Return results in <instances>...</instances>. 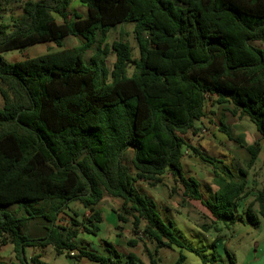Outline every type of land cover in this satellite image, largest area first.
I'll return each instance as SVG.
<instances>
[{"label": "trees", "instance_id": "trees-1", "mask_svg": "<svg viewBox=\"0 0 264 264\" xmlns=\"http://www.w3.org/2000/svg\"><path fill=\"white\" fill-rule=\"evenodd\" d=\"M2 1L12 0H0V12ZM73 1L27 0L11 25L0 23V242L12 244L22 264H47L41 255L27 263L26 250L49 245L74 259L124 264L111 242H104L108 255L77 242L82 231L99 234L98 206L109 195L122 201L118 219L132 217L135 233L155 245L150 264H162L159 249L176 247L181 251L172 264H185L184 251L201 255L200 250L137 182L157 185L170 173L184 195L200 200L216 221L237 222L247 171L235 175L213 163L217 189L208 188L206 196L200 181L184 172L185 148L208 160L185 135L200 131L197 123L210 103L248 118L264 141V47L258 45L264 44V0H78L86 15L71 11ZM129 22L139 56L123 38L113 41L110 71L104 61L107 36ZM68 36L80 43L23 61L2 56L42 42L63 47ZM221 123L228 138L239 142ZM246 149L251 167L261 143ZM73 202L90 214L60 225V215ZM256 202L258 213L248 207L247 214L258 225L259 217L264 220V188ZM7 206L22 213L2 209ZM31 222L40 229L35 235L27 233ZM128 254L127 264H143Z\"/></svg>", "mask_w": 264, "mask_h": 264}, {"label": "rangeland", "instance_id": "rangeland-1", "mask_svg": "<svg viewBox=\"0 0 264 264\" xmlns=\"http://www.w3.org/2000/svg\"><path fill=\"white\" fill-rule=\"evenodd\" d=\"M27 0L2 1V11L0 12V23L11 25L13 20L18 18L24 11V4ZM71 11H77L82 15L87 14L86 7L78 0H74L70 6ZM123 38L128 41L134 49V56H139L138 45L134 35V23H123L114 27L107 36V46L109 53L104 57L105 65L111 71L113 69L116 55L111 48L113 41ZM80 40L74 36H68L64 40L63 47H58L53 42H42L24 49L12 50L2 54L8 62L23 61L30 57H35L48 52H54L63 48L77 46ZM258 45L264 47L263 43ZM94 50L87 52L84 62L88 64ZM100 62V61H99ZM133 72L130 68V74ZM111 80V78H110ZM4 98L0 92V109L3 108ZM224 122L232 135L238 141L228 138L221 130ZM200 131L194 134L192 131L185 135L187 142L197 147L206 157L202 160L191 148H185L183 157L184 172L187 176H192L200 181L201 188L206 196L209 195L208 188L213 191L217 189L214 183L213 163L225 172L231 171L239 175V170L247 171V196L240 202L237 210L238 220L234 224H226L216 221L208 208L200 201L186 197L184 188L180 181L167 173L162 177V181L157 185L139 180L137 187L139 190L156 200L163 217L169 216L175 221L176 227L181 230L188 243L200 250L201 255L194 252L184 251L187 256L185 264H264V220L259 217V224L251 222L247 214V208L251 207L258 213L259 204L256 202L258 191L264 188V141L255 124L248 118L238 119L223 111L222 107L207 105V116L197 123ZM257 141L261 143V152L256 162L249 167L247 165L250 154L246 149L247 145ZM209 161H212L209 162ZM132 166V164H131ZM133 169V166L131 167ZM134 172V170H133ZM122 201L112 196L106 195L98 208L102 212L103 223L100 232L101 239L92 242L91 236L85 232L79 234V241L82 243H92L93 248L99 252H105L103 248L108 247L104 242L118 243V248L123 253L124 264H127L128 253L136 254L143 264H150L149 252H154L155 245L144 242L142 236L135 233L133 218L128 217V221H120L116 216L121 211ZM2 209L12 213H22L17 206H7ZM90 212L79 202H73L66 213H62L58 223L69 225L72 218L81 220L83 216H88ZM172 217V218H171ZM117 219V220H116ZM169 219V220H170ZM42 223L41 218L37 219ZM34 222H31L27 229L28 234L35 235ZM37 225V223H36ZM207 230H205V228ZM38 232V230L36 229ZM141 237V238H139ZM137 241V245L132 247L129 241ZM179 248L159 249L157 256L162 264L174 263L180 254ZM42 254L45 262L49 264H89L88 260L74 259L67 255V252L57 257L52 246L28 247L26 250L27 263L31 256ZM78 252L75 254L77 255ZM74 255V256H75ZM42 261V260H41ZM0 263L2 264H22L14 250L12 244L4 245L0 242ZM139 264V263H138Z\"/></svg>", "mask_w": 264, "mask_h": 264}, {"label": "crops", "instance_id": "crops-1", "mask_svg": "<svg viewBox=\"0 0 264 264\" xmlns=\"http://www.w3.org/2000/svg\"><path fill=\"white\" fill-rule=\"evenodd\" d=\"M70 48V47H69ZM88 210V209H87ZM89 211V210H88ZM90 212V211H89ZM65 214V213H64ZM116 218H118V216H116ZM117 220V219H116ZM104 221H102L101 223H100V232H101V229H102V223H103ZM36 229H38V230H40L38 227H37V225L35 224L34 225V231L35 232H37L36 231ZM100 232H99V234L98 235H93V234H89V233H87L88 235H90L91 236V239H92V242L93 243H95V239L94 238H96V240H98V239H101V237H100ZM78 238H79V236H78ZM77 238V242L78 243H80L82 246H86L89 250H92V251H96V252H98V253H100V254H103V255H108V252H107V247H105V248H103L104 249V251L105 252H99L98 250H96L95 248H93V244L92 243H90V245H88V243H82L81 241H79V239ZM98 238V239H97ZM109 242V241H108ZM111 243H113V242H111ZM114 245H116L117 246V248H118V243H113ZM48 247H51V245H49V246H46V247H44V248H46V250L48 249ZM53 248V247H52ZM53 250H55L54 248H53ZM118 250L120 251V249L118 248ZM55 252H56V250H55ZM78 252V251H77ZM121 252V251H120ZM122 253V252H121ZM123 254V253H122ZM39 255H41V260L43 261V262H45L44 261V259H43V255L42 254H39ZM56 255H57V257H60V254H58L57 252H56ZM32 257V256H31ZM30 257V258H31ZM82 260H88V262H90L89 264H99V263H92L89 259H87V258H82ZM45 263H47V264H49L48 262H45Z\"/></svg>", "mask_w": 264, "mask_h": 264}, {"label": "built area", "instance_id": "built-area-1", "mask_svg": "<svg viewBox=\"0 0 264 264\" xmlns=\"http://www.w3.org/2000/svg\"><path fill=\"white\" fill-rule=\"evenodd\" d=\"M76 253H77V251H72V252H71V255L74 256Z\"/></svg>", "mask_w": 264, "mask_h": 264}]
</instances>
